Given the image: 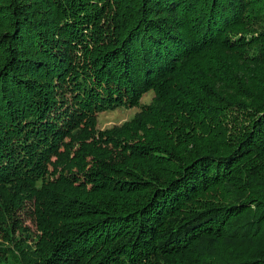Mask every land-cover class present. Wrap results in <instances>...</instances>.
Segmentation results:
<instances>
[{"label":"trees","instance_id":"trees-1","mask_svg":"<svg viewBox=\"0 0 264 264\" xmlns=\"http://www.w3.org/2000/svg\"><path fill=\"white\" fill-rule=\"evenodd\" d=\"M0 264H264V0H0Z\"/></svg>","mask_w":264,"mask_h":264},{"label":"rangeland","instance_id":"rangeland-1","mask_svg":"<svg viewBox=\"0 0 264 264\" xmlns=\"http://www.w3.org/2000/svg\"><path fill=\"white\" fill-rule=\"evenodd\" d=\"M154 93L152 91L147 92L142 97V103H148L151 101ZM140 109L139 106L127 108V107H118L114 110H104L98 112V127L101 129L112 127L116 124H121L125 120L131 118L138 110ZM31 210L24 212L22 214L23 223L29 226L32 231L35 229V223L33 218L31 217Z\"/></svg>","mask_w":264,"mask_h":264}]
</instances>
